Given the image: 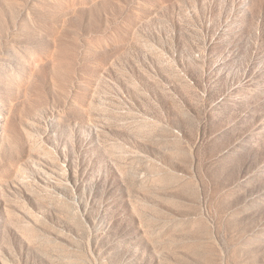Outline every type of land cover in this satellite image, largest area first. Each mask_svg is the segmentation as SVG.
Segmentation results:
<instances>
[{
    "label": "rangeland",
    "instance_id": "rangeland-1",
    "mask_svg": "<svg viewBox=\"0 0 264 264\" xmlns=\"http://www.w3.org/2000/svg\"><path fill=\"white\" fill-rule=\"evenodd\" d=\"M0 264H264V0H0Z\"/></svg>",
    "mask_w": 264,
    "mask_h": 264
}]
</instances>
